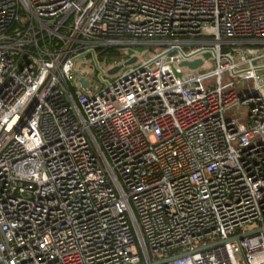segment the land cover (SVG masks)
<instances>
[{
	"label": "built area",
	"instance_id": "2783aa9c",
	"mask_svg": "<svg viewBox=\"0 0 264 264\" xmlns=\"http://www.w3.org/2000/svg\"><path fill=\"white\" fill-rule=\"evenodd\" d=\"M0 264H264V0H0Z\"/></svg>",
	"mask_w": 264,
	"mask_h": 264
},
{
	"label": "rangeland",
	"instance_id": "374dc122",
	"mask_svg": "<svg viewBox=\"0 0 264 264\" xmlns=\"http://www.w3.org/2000/svg\"><path fill=\"white\" fill-rule=\"evenodd\" d=\"M152 51L153 50L148 46H143V47L135 46L132 48H128L126 55L120 56V58H118L117 60L112 59V61L106 62V60L101 59L100 65H101V68L107 69L110 65H113L114 62H118V64L120 65H125L129 61V58L137 57L139 60V63L132 65V66H127L123 68V70L121 71V72H126L133 68H136L137 66L140 65V63L145 62L147 59V54ZM213 57L214 56L211 53L204 55L203 58L207 61V63L201 70L198 71L199 73H205L214 68L212 64ZM82 70L87 74L86 75L87 81L90 80L91 83H97V82L100 83L99 77L100 75H102V73L100 70L97 69L95 63L93 64L89 63L88 66L87 65L82 66ZM112 78L113 77L109 75L108 73H106L103 76L104 81L112 80ZM252 88H253L252 81H243L241 82L240 85L236 86V93L238 96H243L247 91L251 90ZM247 110H248L247 107L239 105L233 108L232 110L226 112L225 116L227 119H236L243 123H246L247 120L245 116H246Z\"/></svg>",
	"mask_w": 264,
	"mask_h": 264
},
{
	"label": "water",
	"instance_id": "95a60500",
	"mask_svg": "<svg viewBox=\"0 0 264 264\" xmlns=\"http://www.w3.org/2000/svg\"><path fill=\"white\" fill-rule=\"evenodd\" d=\"M136 63H137V58H133V59H131L129 62L126 63V66H132V65H135ZM202 65H203V62H202L201 60H197V61H195V62H191V63H190V62H184V63L181 64L182 67H187V68H189V69H191V70H197V69H199ZM120 70H121V67H117V68H115V69L109 71V75H115V74H117ZM82 85H83V87H85V88L88 86L87 83H86L84 80H82Z\"/></svg>",
	"mask_w": 264,
	"mask_h": 264
},
{
	"label": "trees",
	"instance_id": "16d2710c",
	"mask_svg": "<svg viewBox=\"0 0 264 264\" xmlns=\"http://www.w3.org/2000/svg\"><path fill=\"white\" fill-rule=\"evenodd\" d=\"M118 58H120V55L118 54L117 49L109 48L101 54L99 61L101 62L102 59V60H106V62H110L112 61V59L117 60Z\"/></svg>",
	"mask_w": 264,
	"mask_h": 264
}]
</instances>
